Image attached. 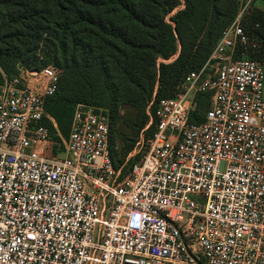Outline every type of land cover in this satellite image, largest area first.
Listing matches in <instances>:
<instances>
[{
	"label": "built area",
	"instance_id": "built-area-1",
	"mask_svg": "<svg viewBox=\"0 0 264 264\" xmlns=\"http://www.w3.org/2000/svg\"><path fill=\"white\" fill-rule=\"evenodd\" d=\"M255 1L237 0L204 65L147 111L125 169L106 111L78 104L63 137L45 110L61 71L17 65L0 84V264H264V62L244 25ZM199 94L210 99L191 123Z\"/></svg>",
	"mask_w": 264,
	"mask_h": 264
},
{
	"label": "trees",
	"instance_id": "trees-1",
	"mask_svg": "<svg viewBox=\"0 0 264 264\" xmlns=\"http://www.w3.org/2000/svg\"><path fill=\"white\" fill-rule=\"evenodd\" d=\"M237 9V0H0V84L17 75L18 64L59 69L57 90L45 110L63 137L78 104L106 111L117 170L150 116L154 119L158 103L174 97L182 79L204 65ZM244 25L261 41L252 57L264 62V13L254 8ZM209 99L197 96L191 123L204 120ZM122 108L137 110V119L131 124L134 138L125 139L118 159L113 129ZM154 124L144 131L146 138Z\"/></svg>",
	"mask_w": 264,
	"mask_h": 264
},
{
	"label": "rangeland",
	"instance_id": "rangeland-1",
	"mask_svg": "<svg viewBox=\"0 0 264 264\" xmlns=\"http://www.w3.org/2000/svg\"><path fill=\"white\" fill-rule=\"evenodd\" d=\"M182 8L183 5L179 7L177 10H180ZM254 8L255 9L259 8L264 12V0H256L254 2ZM136 119H137V110L133 108H122L119 110L118 118L113 129V136L115 141L114 152L118 159L121 158L123 150L127 145L125 139L134 138V129L133 127H131V124L135 123Z\"/></svg>",
	"mask_w": 264,
	"mask_h": 264
},
{
	"label": "crops",
	"instance_id": "crops-1",
	"mask_svg": "<svg viewBox=\"0 0 264 264\" xmlns=\"http://www.w3.org/2000/svg\"><path fill=\"white\" fill-rule=\"evenodd\" d=\"M259 11H261L262 13H264L262 10H260L259 8H257Z\"/></svg>",
	"mask_w": 264,
	"mask_h": 264
},
{
	"label": "water",
	"instance_id": "water-1",
	"mask_svg": "<svg viewBox=\"0 0 264 264\" xmlns=\"http://www.w3.org/2000/svg\"><path fill=\"white\" fill-rule=\"evenodd\" d=\"M175 14V13H174Z\"/></svg>",
	"mask_w": 264,
	"mask_h": 264
}]
</instances>
